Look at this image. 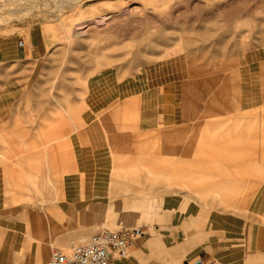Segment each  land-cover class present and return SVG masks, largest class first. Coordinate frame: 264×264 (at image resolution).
<instances>
[{"label":"crops","instance_id":"0c3cea01","mask_svg":"<svg viewBox=\"0 0 264 264\" xmlns=\"http://www.w3.org/2000/svg\"><path fill=\"white\" fill-rule=\"evenodd\" d=\"M128 2L89 0L75 15ZM67 40L55 22L0 27V264H46L55 247L137 225L113 264H264L262 82L222 64L261 70L264 47L214 53L196 72L172 47L130 76L101 69L59 116L34 91Z\"/></svg>","mask_w":264,"mask_h":264},{"label":"rangeland","instance_id":"374dc122","mask_svg":"<svg viewBox=\"0 0 264 264\" xmlns=\"http://www.w3.org/2000/svg\"><path fill=\"white\" fill-rule=\"evenodd\" d=\"M88 1L0 0V27L55 22L68 34V40L43 60L33 81L38 83L34 93L44 99L45 112L53 104L62 116L69 101L82 97L91 73L110 68L130 76L169 47L189 55L195 72L198 67L216 65L214 53L249 45L264 47V0H139L116 13L82 21L76 9ZM227 2L232 3L229 8ZM243 25L252 30L250 36L239 32ZM228 32L233 33L230 40ZM222 64L235 67L236 81L247 76L262 82L264 98V67L260 70L256 63L243 74L237 61ZM219 76L224 80L223 74Z\"/></svg>","mask_w":264,"mask_h":264},{"label":"built area","instance_id":"2783aa9c","mask_svg":"<svg viewBox=\"0 0 264 264\" xmlns=\"http://www.w3.org/2000/svg\"><path fill=\"white\" fill-rule=\"evenodd\" d=\"M19 45H22L21 41ZM142 234L143 229L138 225L103 228L69 250L58 247L51 249L46 264H113L112 255L125 257L130 244Z\"/></svg>","mask_w":264,"mask_h":264}]
</instances>
